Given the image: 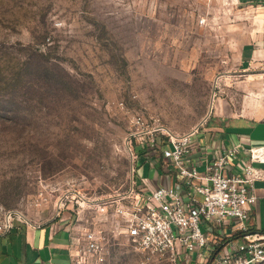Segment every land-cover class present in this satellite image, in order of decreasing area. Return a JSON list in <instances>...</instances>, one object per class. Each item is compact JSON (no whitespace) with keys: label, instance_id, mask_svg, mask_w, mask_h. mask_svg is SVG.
I'll return each mask as SVG.
<instances>
[{"label":"rangeland","instance_id":"1","mask_svg":"<svg viewBox=\"0 0 264 264\" xmlns=\"http://www.w3.org/2000/svg\"><path fill=\"white\" fill-rule=\"evenodd\" d=\"M263 42L264 8L238 0H0V223H42L65 197L78 239L103 237L77 264H167L76 202L128 188L137 115L185 135L220 103L259 114Z\"/></svg>","mask_w":264,"mask_h":264},{"label":"built area","instance_id":"2","mask_svg":"<svg viewBox=\"0 0 264 264\" xmlns=\"http://www.w3.org/2000/svg\"><path fill=\"white\" fill-rule=\"evenodd\" d=\"M196 131L174 135L159 124L152 126L143 115L135 116L126 139L131 159L128 188L104 199H73L101 216L111 215L146 263L183 264L195 256V264H264V231L250 226L258 200L255 186L264 181V146L247 150L245 159L242 145L236 144L207 162L201 172L189 159ZM135 147H142L143 158L161 161L163 169L172 168L185 191L151 187L145 178L139 181L141 166ZM232 160L240 172L228 173ZM64 198L54 219L66 206ZM14 220L13 214L4 218L0 235L12 230ZM81 233L79 257L82 252L102 253L101 232L85 228Z\"/></svg>","mask_w":264,"mask_h":264},{"label":"crops","instance_id":"3","mask_svg":"<svg viewBox=\"0 0 264 264\" xmlns=\"http://www.w3.org/2000/svg\"><path fill=\"white\" fill-rule=\"evenodd\" d=\"M238 1L254 8H264V0ZM250 59H253V65L261 66L264 72V42L259 50L252 52ZM242 65H250V61L246 59ZM258 109H262L259 114L234 113L230 106L220 103L214 115L194 134V151L190 155V162L205 172L207 162L236 144L242 145L244 151L241 157L245 159L247 150L263 147L264 104ZM156 163H161L160 168L156 167ZM140 166L139 181L145 178L151 187L173 186L179 192L185 191L175 171L172 168L163 169L161 161L143 158ZM147 166L149 172L145 168L144 174L140 176L141 170ZM238 172L240 167L236 160H232L228 173ZM255 194L258 200L252 207L250 226L254 230L264 231V181L256 183ZM72 217L71 212L63 211L57 218L52 217L42 223L15 219L12 230L0 235V264H77L80 260L79 239ZM193 257L183 264H195L196 259Z\"/></svg>","mask_w":264,"mask_h":264}]
</instances>
